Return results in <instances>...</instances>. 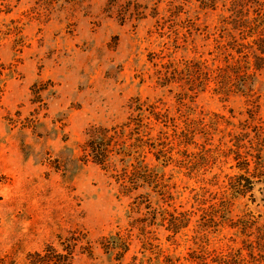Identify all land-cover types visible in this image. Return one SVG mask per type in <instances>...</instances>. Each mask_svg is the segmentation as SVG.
<instances>
[{
    "label": "rangeland",
    "instance_id": "374dc122",
    "mask_svg": "<svg viewBox=\"0 0 264 264\" xmlns=\"http://www.w3.org/2000/svg\"><path fill=\"white\" fill-rule=\"evenodd\" d=\"M34 1L10 0L11 11L0 12V62L15 71L13 76L5 77L0 108V264H26V255L41 251L46 244L60 251L56 237H66L72 229H83L94 240L124 227L130 199L122 196L97 166L78 160L84 130L89 125L121 123L134 97L160 99L171 109L176 106L175 93L181 89L173 87L170 94L149 81V52L192 59L200 55L207 58L206 50L212 49V39L204 42L201 37H186L182 47L173 48L172 39L158 36L149 16L137 23L127 20L119 24L103 12L106 0L57 5L47 20L27 16ZM135 1L147 6L148 12L156 8L158 18L163 19H169L168 9L180 6L184 11L179 14L180 20L190 19L212 29L228 0H216L215 10H200V2L208 0ZM10 20L20 27V47H14V35L3 34L11 27ZM34 83L44 89L38 104L30 101ZM252 89L258 96L255 119L260 122L264 138V75L257 77ZM185 102L194 115H224L233 124L227 129L233 134L251 124L245 114L250 105L240 94L224 96L207 88ZM211 144L209 147L217 144L215 138ZM229 147L231 144L225 143L220 148L225 151ZM261 155L264 160V146ZM233 164L229 156L224 162L189 174L173 165L163 169L157 165V171L163 172L175 187L171 190V205L189 210L196 207L195 198L215 197L212 202L218 201L226 184L224 176L236 173L229 168ZM146 192L153 203L160 202ZM251 193L253 202L247 196L231 201L229 216L235 219L250 213L264 224L263 179L254 183ZM191 228L192 224L185 237L176 239L177 245L167 243L160 230L163 255L182 257L191 246ZM207 239L210 246L223 248L226 244L239 246L241 237L224 226ZM138 248V243L132 242L124 262L130 255L140 258ZM96 255L94 262L77 256L74 264H107L99 251ZM161 261L162 257L148 264Z\"/></svg>",
    "mask_w": 264,
    "mask_h": 264
},
{
    "label": "trees",
    "instance_id": "16d2710c",
    "mask_svg": "<svg viewBox=\"0 0 264 264\" xmlns=\"http://www.w3.org/2000/svg\"><path fill=\"white\" fill-rule=\"evenodd\" d=\"M74 1L35 0L27 16L47 20L57 5L62 7ZM215 2H200L199 8L215 10ZM11 7L10 0H0V12L8 14ZM167 11L169 19L158 18L156 8L148 12L147 6L135 0H106L103 9L119 24L127 20L137 23L149 16L158 36L172 39L173 48L182 47L186 37H201L204 42L212 39V49L205 52L207 58L200 55L192 59H175L172 53L162 55L161 51L147 54L146 62L152 69L149 81L170 94L173 87L181 89L175 93V110L160 99L134 97L129 100L127 115L121 123L89 125L84 130L78 160L97 166L114 182L118 192L130 199L127 222L122 229L116 227L94 240L85 230L72 229L68 236L56 237L60 251L46 244L41 251L28 253L26 264H74L77 256L94 262L98 258L96 251L107 264H148L160 257L161 264H264V224H259L250 213L235 219L229 216L231 201L247 196L253 202L254 183L264 180L261 155L264 138L261 137L260 122L255 119L258 96L252 89L257 77L264 75V3L228 0L212 29L190 19L180 20L179 14L184 13L180 6ZM10 24L3 34L14 35L13 45L20 47L18 22L10 20ZM14 72L0 62V108L5 77L13 76ZM207 88L224 96H244L250 105L245 114L251 124L233 134L227 130L233 124L224 115L202 112L194 115L185 100L191 101ZM43 90L36 83L30 87L32 104L41 102ZM249 133H252L251 137ZM214 138L217 144L209 147ZM225 143H230L231 147L224 151L220 147ZM229 156L234 162L229 168L236 173L224 176L226 184L218 201L212 202L215 197L209 200L195 198L196 207L191 206L189 210L181 205L177 208L171 205V190L175 187L168 183L169 178H165L163 172L157 171V165L162 169L173 165L189 174L217 161L224 162ZM215 178L213 175L212 179ZM146 191L157 196L160 202L153 203ZM191 224V246L185 254L182 257L163 255L158 232L165 233L167 243L177 245L176 239L185 237ZM224 226L241 237L239 246L226 244L219 248L209 245L208 235L218 233ZM132 242L138 243L137 252L141 257L130 255L124 262Z\"/></svg>",
    "mask_w": 264,
    "mask_h": 264
}]
</instances>
